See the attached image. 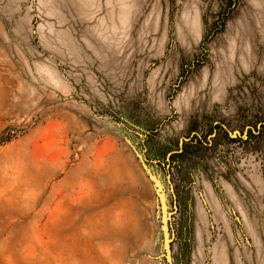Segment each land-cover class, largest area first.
<instances>
[{"label":"rangeland","instance_id":"1","mask_svg":"<svg viewBox=\"0 0 264 264\" xmlns=\"http://www.w3.org/2000/svg\"><path fill=\"white\" fill-rule=\"evenodd\" d=\"M0 264H264V0H0Z\"/></svg>","mask_w":264,"mask_h":264},{"label":"trees","instance_id":"2","mask_svg":"<svg viewBox=\"0 0 264 264\" xmlns=\"http://www.w3.org/2000/svg\"><path fill=\"white\" fill-rule=\"evenodd\" d=\"M170 164V163H169ZM171 165V164H170ZM173 166V165H172Z\"/></svg>","mask_w":264,"mask_h":264}]
</instances>
